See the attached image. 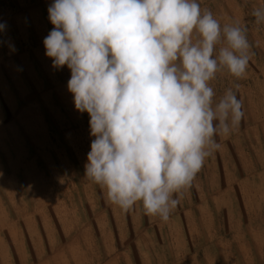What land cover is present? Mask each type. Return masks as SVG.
<instances>
[{
  "label": "rangeland",
  "instance_id": "rangeland-1",
  "mask_svg": "<svg viewBox=\"0 0 264 264\" xmlns=\"http://www.w3.org/2000/svg\"><path fill=\"white\" fill-rule=\"evenodd\" d=\"M53 2L0 0V264H264V23L251 15L264 0H197L221 27L247 28L245 77L210 82L214 102L237 93L244 117L167 221L122 211L84 176L90 116L43 44Z\"/></svg>",
  "mask_w": 264,
  "mask_h": 264
},
{
  "label": "clouds",
  "instance_id": "clouds-1",
  "mask_svg": "<svg viewBox=\"0 0 264 264\" xmlns=\"http://www.w3.org/2000/svg\"><path fill=\"white\" fill-rule=\"evenodd\" d=\"M251 15L264 23V7ZM48 18L45 55L70 70L75 109L90 116L84 176L122 211L167 221L215 137L244 117L237 93L214 102L210 82L224 69L245 77L247 28L221 27L197 0H54Z\"/></svg>",
  "mask_w": 264,
  "mask_h": 264
}]
</instances>
